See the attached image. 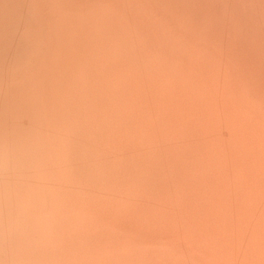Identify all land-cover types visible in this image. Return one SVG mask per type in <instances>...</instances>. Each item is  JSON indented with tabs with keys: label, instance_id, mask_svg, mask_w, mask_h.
I'll return each mask as SVG.
<instances>
[{
	"label": "bare ground",
	"instance_id": "obj_1",
	"mask_svg": "<svg viewBox=\"0 0 264 264\" xmlns=\"http://www.w3.org/2000/svg\"><path fill=\"white\" fill-rule=\"evenodd\" d=\"M0 2V19L15 12L12 0ZM40 2L50 6L54 32L63 30L48 72L64 118L75 123L70 155L43 170L57 190L45 211L55 198L76 222L68 245L130 250L136 259L124 264H264L259 61L241 82L212 55L156 57L140 51L107 8L173 0ZM211 2L252 12L257 40L264 35V13L240 7L260 0ZM30 127L25 119L7 146V170L0 135V233L27 194Z\"/></svg>",
	"mask_w": 264,
	"mask_h": 264
},
{
	"label": "clouds",
	"instance_id": "obj_2",
	"mask_svg": "<svg viewBox=\"0 0 264 264\" xmlns=\"http://www.w3.org/2000/svg\"><path fill=\"white\" fill-rule=\"evenodd\" d=\"M49 7L40 0H21L15 12L0 19V135L6 146V170L7 146L22 122H31L24 176L27 194L17 203L16 219L5 217L0 264H124L136 259L130 250L70 247L68 241L77 232L73 217L55 198L51 211L43 206L57 191L43 182V170L53 158L67 159L75 128L64 118L61 96L49 77L58 42ZM240 7L264 13V0ZM107 8L142 52L159 58L212 55L226 61L241 82L255 76L259 61L264 81V35L257 40L252 12L219 9L211 0L116 3Z\"/></svg>",
	"mask_w": 264,
	"mask_h": 264
},
{
	"label": "rangeland",
	"instance_id": "obj_3",
	"mask_svg": "<svg viewBox=\"0 0 264 264\" xmlns=\"http://www.w3.org/2000/svg\"><path fill=\"white\" fill-rule=\"evenodd\" d=\"M0 1H1V0H0ZM14 1H15V0H14ZM18 1L20 2L21 0H18ZM15 2H17V0H16ZM0 3H1V2H0ZM2 3H3V2H2ZM2 3H1V4H2ZM13 3H14V2H13V0H12V4H13ZM10 4H11V3H10ZM17 4H18V5H17ZM17 4L14 3L15 11H16V6H19V3H17ZM59 16H60V15H59ZM63 17H64V16L61 17V20H62V22H63V20H64V24H65V23H66V22H65V19H66V18L63 19ZM59 19H60V17H59ZM61 20H60V21H61ZM62 24H63V23H62ZM53 28H54V27H53ZM55 29H57V28H54V30H55ZM60 31H61V30L58 31L59 33H57L56 31H55L56 33L54 32V35H55L56 37H58V44H60V42H62L61 39H63V37H64V34L62 33L63 30H62L61 32H60ZM65 33H66V32H65ZM68 33H69V32H68ZM59 34H61V35L63 34L62 38L59 36ZM91 36H92V35H91ZM59 39H60V42H59ZM64 39H65V37H64ZM64 39H63V40H64ZM58 44H57V46H59ZM55 45H56V44H55ZM57 46H56V47H57ZM54 50H55V49H53V51H54Z\"/></svg>",
	"mask_w": 264,
	"mask_h": 264
}]
</instances>
